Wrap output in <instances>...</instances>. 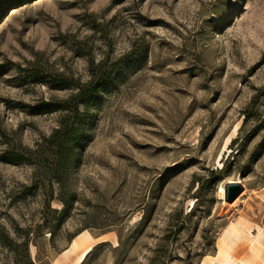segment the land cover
Wrapping results in <instances>:
<instances>
[{
	"label": "rangeland",
	"instance_id": "374dc122",
	"mask_svg": "<svg viewBox=\"0 0 264 264\" xmlns=\"http://www.w3.org/2000/svg\"><path fill=\"white\" fill-rule=\"evenodd\" d=\"M101 71L57 166L45 104ZM222 245L264 264V0H0V264H226Z\"/></svg>",
	"mask_w": 264,
	"mask_h": 264
},
{
	"label": "trees",
	"instance_id": "16d2710c",
	"mask_svg": "<svg viewBox=\"0 0 264 264\" xmlns=\"http://www.w3.org/2000/svg\"><path fill=\"white\" fill-rule=\"evenodd\" d=\"M94 75L95 74L92 72V78H90L86 85L78 87L77 92L72 94L69 100L64 101L62 104H52L50 102L45 104L48 106L47 109L51 111H66L65 115L59 121L58 127L52 131L48 139L44 140L48 142L50 146L49 149L53 152L57 166L59 162H61L62 152L70 151L71 147L78 143L86 126L87 117L84 112H80L79 104L82 103L86 110L88 104L97 95V91L103 87L109 79L105 71H101L96 76ZM20 155L21 154L15 151H8L3 156V159L6 162H16L22 159ZM66 207L65 202H63L61 213L66 210ZM54 211L56 212L57 210Z\"/></svg>",
	"mask_w": 264,
	"mask_h": 264
},
{
	"label": "bare ground",
	"instance_id": "6f19581e",
	"mask_svg": "<svg viewBox=\"0 0 264 264\" xmlns=\"http://www.w3.org/2000/svg\"><path fill=\"white\" fill-rule=\"evenodd\" d=\"M228 141H229V139H227L226 143H228ZM224 148H225V146H224ZM224 148L222 149V151L225 150ZM230 188H231V186H228L227 189L225 188L226 189V193L230 190ZM221 194H223V190H222ZM231 232H233V229L231 230ZM88 238H89V234L87 232H85V231L77 234L73 238V240L71 241V245H70L69 249L64 251L65 256H70L75 250H77L78 248H82L84 246L86 240H88ZM89 251H90V248L89 247H85L82 250V252L80 253V255L77 257V262L78 263L82 262L85 259V257L87 256V254L89 253ZM227 253H228V250H227V248H225V245L220 246L219 255L221 256L222 260L226 261V264H231V262L228 261L229 258L227 257Z\"/></svg>",
	"mask_w": 264,
	"mask_h": 264
},
{
	"label": "water",
	"instance_id": "95a60500",
	"mask_svg": "<svg viewBox=\"0 0 264 264\" xmlns=\"http://www.w3.org/2000/svg\"><path fill=\"white\" fill-rule=\"evenodd\" d=\"M234 185L231 186L230 190L225 195L229 196L230 198H234L240 191L241 187L239 183H232Z\"/></svg>",
	"mask_w": 264,
	"mask_h": 264
}]
</instances>
